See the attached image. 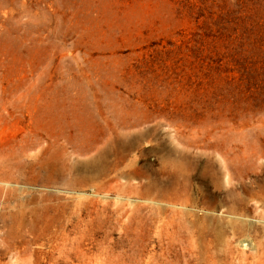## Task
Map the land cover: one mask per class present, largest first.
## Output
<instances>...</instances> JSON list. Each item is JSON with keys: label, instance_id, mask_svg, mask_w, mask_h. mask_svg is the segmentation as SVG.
<instances>
[{"label": "rangeland", "instance_id": "374dc122", "mask_svg": "<svg viewBox=\"0 0 264 264\" xmlns=\"http://www.w3.org/2000/svg\"><path fill=\"white\" fill-rule=\"evenodd\" d=\"M0 264H264V0H0Z\"/></svg>", "mask_w": 264, "mask_h": 264}, {"label": "bare ground", "instance_id": "6f19581e", "mask_svg": "<svg viewBox=\"0 0 264 264\" xmlns=\"http://www.w3.org/2000/svg\"><path fill=\"white\" fill-rule=\"evenodd\" d=\"M115 136H116V135H114V137H115ZM114 137H113V138H114ZM113 138H112V139H113ZM116 138L118 139V136H117ZM131 138H132V137H131ZM133 138H135V137H133ZM112 139H111V140H112ZM105 140H106V139H105ZM131 140H133V139H131ZM109 141H110V140H109ZM119 141H120V140H119ZM115 142H116V141H115ZM104 143H105V142H104ZM107 143H109L108 140H107ZM112 143H113V142H112ZM117 143H119V142H117ZM132 143H133V141H132ZM132 143H130V144L132 145ZM105 144H106V143H105ZM130 144H129V145H130ZM121 145H122V144H121ZM124 145H126V144H124ZM103 146L106 147L107 145H106V146L103 145ZM110 146H111V145H110ZM101 148H102V147H101ZM110 148L112 149V147H110ZM111 149H109V151H112ZM123 149H124V148H123ZM102 150H103V149H102ZM107 150H108V149H107ZM119 150L121 151V149H119ZM98 151H99V150H98ZM102 152H103V151H102ZM116 152H118V151H116ZM116 152H115L114 154H117ZM122 152H123V151H121L120 153L122 154ZM99 153H100V152H99ZM98 156H100V155H98ZM114 156H115V155H114ZM100 157L102 158V156H100ZM103 157H105V156H103ZM112 157H113V156H112ZM93 158H94V157H93ZM101 158H100V159H101ZM106 158H107V157H105V159H106ZM100 159H99V160H100ZM90 160H91V159H90ZM93 160H94V161L91 162L92 164H93L94 162H96V161H95L96 159H93ZM101 160H102V159H101ZM112 160H113V159H112ZM107 161H108V160H107ZM109 161H110V160H109ZM109 161H108V163H109ZM113 161H114V160H113ZM87 162H88V161H87ZM103 162H104V161H103ZM111 163H112V161H111ZM115 163H116V162H115ZM82 164H83V163H82ZM98 164H99V163H98ZM112 164H114V163H112ZM117 164H118V163H117ZM78 165H79V164H78ZM84 165H85V163H84ZM102 165H104V163H103ZM88 166H89V164H88ZM95 166H96V165H95ZM95 166H93V167H95ZM99 166H100V165H99ZM104 166H105V165H104ZM107 166H108V164H107ZM117 166H118V165H117ZM89 167L92 168L91 166H89ZM89 167H87V168H89ZM100 167H101V166H100ZM105 167H106V166H105ZM95 168H96V167H95ZM109 168H111V166H110ZM175 168H176V170H177V167H174V169H175ZM82 169H83V168H82ZM98 169H101V168L98 167ZM111 169H112V168H111ZM174 169H173V170H174ZM182 169H183V168H182ZM71 170L74 171L75 168H74V170H73V169H71ZM84 170H85V169H84ZM90 170H91V169H90ZM92 170H93V169H92ZM92 170H91V172H93ZM102 170H103V168H102ZM104 170H105V169H104ZM109 170H110V169H109ZM179 170H180V168H179ZM81 171H82V170H81ZM87 171H88V170H87ZM75 172H76V171H75ZM91 172H90V173H91ZM101 172H102V171H101ZM104 172H105V171H104ZM96 173H97V172H96ZM99 173H100V172H99ZM99 173H97V174H99ZM125 173H126V172H125ZM175 173H176V172H175ZM178 173H180V172H178ZM88 174H89V173H88ZM103 174H104V173H103ZM117 174H118V173H117ZM85 175H86V174H85ZM85 175H84V176H85ZM89 175H90V174H89ZM89 175H88V177H89ZM122 175H123V174H122ZM124 175H126V174H124ZM124 175H123V176H124ZM131 175H132V173H131ZM75 176H76V175H75ZM93 176H94V175H93ZM103 176H104V175H103ZM132 176H133V175H132ZM136 176H137V175H136ZM181 176H182V175H181ZM76 177H77V176H76ZM76 177H75V179H77ZM81 177H83V176H81ZM86 177H87V175H86ZM96 177H98V176L96 175ZM129 178H130V177H129ZM89 179H90V178H89ZM91 179H92V178H91ZM175 179H176V178H175ZM179 180H180V179H179ZM84 181H85V180H84ZM148 181H151V180L149 179ZM76 182H77V180H76ZM146 182H147V181H146ZM79 183H80V182H79ZM81 183H82V182H81ZM144 183H145V182H143V184H144ZM150 183H151V182H150ZM173 183H175V182H173ZM141 184H142V183H141ZM143 184H142V185H143ZM142 185H140V186H142ZM147 185H148V184H146L145 186H147ZM155 185H156V184H155ZM155 185H154V186H155ZM178 185H179V184H178ZM140 186H139V187H140ZM149 186L151 187V184H150ZM152 186H153V185H152ZM156 187H157V185H156ZM161 187H162V186H161ZM175 187H176V186H175ZM125 188H126V187H125ZM133 188H134V187H133ZM152 188H153V187H152ZM152 188H151V190H149V191H152ZM142 189L144 190L143 187H142ZM146 189H148V188L146 187ZM146 189H145V190H146ZM157 189H158V188H157ZM159 189H160V192H161L163 188L161 189V188L159 187ZM159 189H158V190H159ZM155 190H156V188L154 189V192L158 191V190H156V191H155ZM138 191H139V190H138ZM171 191H172V190H171ZM139 192H140V191H139ZM162 192H163V191H162ZM162 192H161V194H162ZM142 193H143V192H142ZM146 193H147V192H146ZM149 193H150V192H149ZM140 194H141V193H139V195H140ZM144 194H145V193H144ZM157 194H158V193H157ZM161 194H160V195H161ZM173 194H174V193H173ZM145 195H146V194H145ZM153 195L155 196V193H153ZM146 196H148V195H146ZM150 196H151V195H150ZM159 197H161V196H159Z\"/></svg>", "mask_w": 264, "mask_h": 264}, {"label": "trees", "instance_id": "16d2710c", "mask_svg": "<svg viewBox=\"0 0 264 264\" xmlns=\"http://www.w3.org/2000/svg\"><path fill=\"white\" fill-rule=\"evenodd\" d=\"M223 2H224V1H223ZM212 6H214V5H213V2H210V7H212ZM215 7L217 8V10L220 11V9H221V8H220V5L215 6ZM212 15H213L212 13L209 14L210 17H211Z\"/></svg>", "mask_w": 264, "mask_h": 264}]
</instances>
